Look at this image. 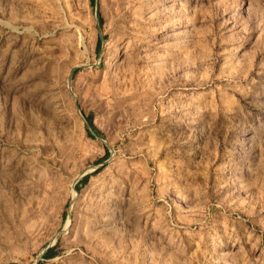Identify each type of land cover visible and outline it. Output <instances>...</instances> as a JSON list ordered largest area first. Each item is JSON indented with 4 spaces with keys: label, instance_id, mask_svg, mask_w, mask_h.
I'll use <instances>...</instances> for the list:
<instances>
[{
    "label": "rangeland",
    "instance_id": "374dc122",
    "mask_svg": "<svg viewBox=\"0 0 264 264\" xmlns=\"http://www.w3.org/2000/svg\"><path fill=\"white\" fill-rule=\"evenodd\" d=\"M0 264H264V0H0Z\"/></svg>",
    "mask_w": 264,
    "mask_h": 264
}]
</instances>
